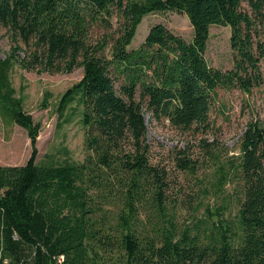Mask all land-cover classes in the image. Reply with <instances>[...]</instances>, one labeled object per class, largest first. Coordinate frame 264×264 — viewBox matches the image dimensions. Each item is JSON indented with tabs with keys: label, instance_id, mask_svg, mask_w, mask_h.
<instances>
[{
	"label": "trees",
	"instance_id": "16d2710c",
	"mask_svg": "<svg viewBox=\"0 0 264 264\" xmlns=\"http://www.w3.org/2000/svg\"><path fill=\"white\" fill-rule=\"evenodd\" d=\"M168 9L187 14L192 39L156 22L130 49L143 17ZM0 24L16 42L0 58V111L27 128L32 147L25 163L0 164V264H264V123L249 121L239 153L226 159L204 135L203 154L189 143L174 148L181 172L215 165L210 184L236 181L229 227L223 219L179 223V206L197 209L204 199L171 195L177 181L155 157L145 118L150 111L206 134L219 87L264 84V0H0ZM212 24L231 26L230 68L206 57ZM13 59L39 72L83 67L59 109L76 97L83 104L84 160L38 163L41 122L13 95Z\"/></svg>",
	"mask_w": 264,
	"mask_h": 264
},
{
	"label": "rangeland",
	"instance_id": "374dc122",
	"mask_svg": "<svg viewBox=\"0 0 264 264\" xmlns=\"http://www.w3.org/2000/svg\"><path fill=\"white\" fill-rule=\"evenodd\" d=\"M156 22H163L186 39L193 37L194 29L185 12L178 10H157L147 13L138 25L137 32L129 48L138 47L144 40L150 27ZM232 29L229 24H212L206 50L210 64L227 69L234 63V52L231 44ZM15 41L9 29L0 24V58L9 55ZM23 46V44H22ZM19 57L25 52L18 49ZM10 85L14 88V97L21 100L26 111L41 122L37 140V160L40 164L80 162L86 155L85 126L83 122V104L76 97L65 108L59 109L62 94L68 87L83 75V67L72 71L50 72L37 71L22 66L13 59L7 72ZM148 125V138L154 145V155L168 164L173 179H176L175 190L181 195H202L203 205L197 209L184 203L177 209L179 223L193 224L199 219L207 218L209 223L223 219L233 227L238 210V190L236 181L230 180L225 186L217 188L210 184L216 176L215 165L208 172L200 170L197 175L185 174L175 167L174 148L187 143L192 144L196 154H203L198 139L203 135L210 141H216L223 149V159L232 153H239L241 136L251 120L264 123V84L253 86L250 91L238 87H219L212 111L211 127L206 134L183 132L167 120L158 121L145 111ZM31 139L28 130L15 120L2 117L0 111V164H22L31 153ZM220 189V190H219ZM206 203L210 204L207 208ZM212 216V218H210ZM232 231H230L231 233Z\"/></svg>",
	"mask_w": 264,
	"mask_h": 264
}]
</instances>
